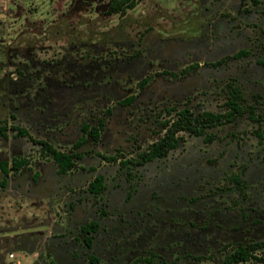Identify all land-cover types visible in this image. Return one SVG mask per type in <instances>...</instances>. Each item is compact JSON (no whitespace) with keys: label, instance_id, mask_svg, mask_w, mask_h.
<instances>
[{"label":"rangeland","instance_id":"1","mask_svg":"<svg viewBox=\"0 0 264 264\" xmlns=\"http://www.w3.org/2000/svg\"><path fill=\"white\" fill-rule=\"evenodd\" d=\"M107 4L0 0V163L29 162L0 184V264H218L264 240V122L240 117L208 143L182 133L166 157L122 165L162 137L171 109L223 112L229 84L264 97V0H139L124 15ZM101 119L98 142L76 146ZM11 125L81 156L59 174Z\"/></svg>","mask_w":264,"mask_h":264},{"label":"trees","instance_id":"2","mask_svg":"<svg viewBox=\"0 0 264 264\" xmlns=\"http://www.w3.org/2000/svg\"><path fill=\"white\" fill-rule=\"evenodd\" d=\"M139 0H108L106 14L108 15H124L126 12L136 6ZM246 52L241 50L237 52L233 57L239 58L243 56ZM148 79H144L139 83V85H144ZM261 95L251 94V96H246L239 87L233 84L228 85L227 99L225 101V110L223 112H212L209 110H202L194 112L188 107H184L180 110H174V116L171 120L163 122L164 133L160 139L154 141L148 147L139 152L134 160L127 159L122 161L124 166H140L147 162L160 159L168 155L172 150H175L181 141H184L183 134H187L195 137H203L206 141H212L213 136L209 135L208 130L216 128L218 126L230 124L234 122L239 115L245 113L253 122L259 121L264 118V109L259 108ZM134 100V96H128L124 100V104L131 103ZM254 101L256 104H251ZM246 104L245 106L243 104ZM168 112H171L170 110ZM102 119L99 120L98 126H91L84 123L81 126L82 135L79 137L76 146H80L87 141L89 136L94 142H98L99 133L103 127ZM10 129L15 131L16 134L22 137H29L33 144L40 145L41 153L44 156L49 157L57 166V173L65 174L72 170L76 162L75 160L80 158V154L76 152H63L57 149L50 141L46 139H35L30 137L29 132L24 127H19L17 125H11ZM260 128L256 129V134H259ZM5 125L0 126V135L4 139L7 138ZM112 159L111 157L109 158ZM29 162L25 157H13L10 162L2 161L0 163V168L4 174V177L0 181L1 186H5L8 183L9 171L14 173L20 171L24 166L28 165ZM235 181L239 183L240 175H235ZM106 185L104 183V176L102 174H97L92 181L88 183L87 190L94 194L99 195L104 192ZM99 228V223L96 221H90L89 223L81 227L83 233V242L90 246L94 234ZM8 237V243L13 244V249H18V244ZM95 258H91L94 261ZM218 264H264V240L252 241L246 244L236 245L230 252L226 254L224 259Z\"/></svg>","mask_w":264,"mask_h":264},{"label":"flooded vegetation","instance_id":"3","mask_svg":"<svg viewBox=\"0 0 264 264\" xmlns=\"http://www.w3.org/2000/svg\"><path fill=\"white\" fill-rule=\"evenodd\" d=\"M241 51V50H240ZM245 51V50H244ZM239 52V51H238ZM246 53L243 55V56H245V55H249V53L247 52V51H245ZM236 53H234V54H232V55H230L229 57H226L225 59H221V60H219V61H217L216 63H213V64H220V63H222V62H224V61H228V60H231V59H239V58H241V57H243V56H240L239 58H234L233 56L235 55ZM258 63L261 65V66H263L264 67V61H262V60H258ZM259 95H261V100H260V104H258L259 105V108H261L262 110L264 109V97H263V95L261 94V93H258ZM249 96H251V94H249L248 95V97ZM251 104H256L254 101H251ZM243 116H246L249 120H250V118L248 117V114L247 113H245V114H243V115H239L238 117H237V119L238 118H240V117H243ZM250 121H252V120H250ZM253 122V121H252ZM262 122H264V118H261L259 121H257L256 123H262ZM233 123V122H232ZM103 124V123H102ZM231 124V123H230ZM227 125V124H226ZM218 127H220V126H218ZM218 127H216V128H218ZM259 128H261V126H258ZM212 129H215V128H212ZM211 130V129H210ZM259 134H260V137H263L264 136V132L263 131H261V129H260V131H259ZM195 137V136H194ZM204 139V138H203ZM212 141H214V137L212 138ZM212 141H206V140H204V142L205 143H208V142H212ZM87 142V141H86ZM169 154V153H168ZM167 156V155H166ZM165 156V157H166ZM164 158V157H163ZM160 159H162V158H160ZM156 160H158V159H156ZM89 223V222H88ZM87 224V223H86ZM239 244H246V243H239Z\"/></svg>","mask_w":264,"mask_h":264},{"label":"built area","instance_id":"4","mask_svg":"<svg viewBox=\"0 0 264 264\" xmlns=\"http://www.w3.org/2000/svg\"><path fill=\"white\" fill-rule=\"evenodd\" d=\"M8 258L12 260V259L15 258V255H14L13 253H9V254H8ZM15 264H20V261H18V260L15 261Z\"/></svg>","mask_w":264,"mask_h":264},{"label":"crops","instance_id":"5","mask_svg":"<svg viewBox=\"0 0 264 264\" xmlns=\"http://www.w3.org/2000/svg\"><path fill=\"white\" fill-rule=\"evenodd\" d=\"M256 93L258 94V92H254V93H251V94H256Z\"/></svg>","mask_w":264,"mask_h":264}]
</instances>
